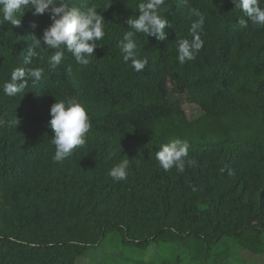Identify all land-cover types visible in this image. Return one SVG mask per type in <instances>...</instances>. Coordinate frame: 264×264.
Instances as JSON below:
<instances>
[{"label": "trees", "instance_id": "obj_1", "mask_svg": "<svg viewBox=\"0 0 264 264\" xmlns=\"http://www.w3.org/2000/svg\"><path fill=\"white\" fill-rule=\"evenodd\" d=\"M75 2L105 19L90 63L66 53L52 69L49 49L29 66L45 69L41 82L22 97L0 91V264H264V28H242L231 0H168L167 40L136 36L148 59L137 73L117 44L139 0ZM188 7L204 16V46L180 64L176 42L192 39L196 19ZM21 23L0 22V89L51 20L26 10ZM69 97L92 128L54 163L49 109ZM175 138L197 162L183 173L155 158ZM121 159L129 175L114 182L107 171Z\"/></svg>", "mask_w": 264, "mask_h": 264}, {"label": "clouds", "instance_id": "obj_2", "mask_svg": "<svg viewBox=\"0 0 264 264\" xmlns=\"http://www.w3.org/2000/svg\"><path fill=\"white\" fill-rule=\"evenodd\" d=\"M168 0H139L136 5L137 15L127 19L128 31L122 34L118 48L123 61L131 64L132 69L139 73L148 64L147 57H139L137 52V34L154 36L159 41L167 40L166 25H171L161 13ZM186 3V0H185ZM233 7L242 13L238 23L247 27L248 23L258 28H264V7L260 0H231ZM109 5V4H108ZM108 7V6H107ZM106 7V8H107ZM105 9V8H104ZM26 10H32L33 15L49 14L51 23L45 27L38 37H29L31 43L24 51L22 62L24 66L14 67L10 78L4 82L3 95L7 97L23 96L29 82L36 85L45 77L42 66L29 67L34 60L41 58L42 52H49L48 64L52 69L59 67L66 59V53L79 65L87 66L94 57V49L100 47L98 41L105 36V19L95 6L82 9L75 0H0V22L21 28V17ZM188 15L195 17L190 24L192 39L182 38L176 42L177 61L184 64L194 61L204 46L201 38L205 19L197 7H188ZM245 17L247 19H245ZM36 27L35 23L31 25ZM50 119L47 126L52 130L51 144L54 146V163H62L76 149L87 143V134L92 128L86 107L75 98L57 100L50 106ZM5 121L0 119V126ZM189 143L187 140L175 138L162 144L155 152V158L160 168L165 172L175 168L177 173L185 171L186 164L196 165L195 160H189ZM107 175L114 182L125 181L129 175V159H121L108 169ZM195 191V188H193Z\"/></svg>", "mask_w": 264, "mask_h": 264}, {"label": "rangeland", "instance_id": "obj_3", "mask_svg": "<svg viewBox=\"0 0 264 264\" xmlns=\"http://www.w3.org/2000/svg\"><path fill=\"white\" fill-rule=\"evenodd\" d=\"M183 108L186 110L189 116H192L193 114H197L198 111L196 107H192L188 104H183ZM109 245H111L114 250H118L117 243L115 242V240H113ZM108 248L109 247L106 246V249ZM252 259H254V261H256L257 263L260 261L259 257H252Z\"/></svg>", "mask_w": 264, "mask_h": 264}]
</instances>
